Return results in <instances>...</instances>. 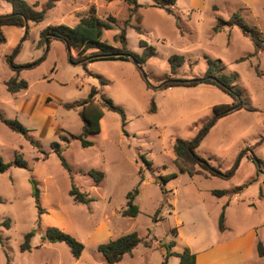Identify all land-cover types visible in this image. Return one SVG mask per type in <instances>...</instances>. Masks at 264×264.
I'll list each match as a JSON object with an SVG mask.
<instances>
[{"label":"rangeland","instance_id":"1","mask_svg":"<svg viewBox=\"0 0 264 264\" xmlns=\"http://www.w3.org/2000/svg\"><path fill=\"white\" fill-rule=\"evenodd\" d=\"M23 1L27 5L36 3L34 9L40 10L49 0ZM137 2L140 7L130 14L128 6L119 0H54L42 22H28L23 40V29L1 28L0 112L24 126L27 135L39 142L40 151L0 122V157L11 163L18 151L29 167L11 166L0 173V264H103L96 246L105 241H87L101 222L115 236L136 232L143 241L156 239L151 247L139 244L116 264H160L164 250L159 242H174L172 251L177 253L185 247L198 251L221 237H236L249 230L256 243L264 245V172L257 175V164L250 160L256 158L264 170V143L255 145L264 135V76L255 72L264 71V51L255 53L252 41L237 26L213 31L217 18L228 21L236 14L264 46V0H247L244 4L239 0H175L177 19L152 7L153 0ZM212 3L220 7L218 13L210 10ZM91 6L100 17L112 16L120 25L130 20L126 38L131 52L143 53L141 41L153 48V55L141 68L131 61L103 60L91 62L84 69L81 64L69 62L61 41L51 38L46 45L39 44L43 29L72 27ZM11 12V3L0 0V16ZM172 55L184 57L175 73H171L168 61ZM7 57L17 65L28 64L18 73V78L28 84L26 90L7 92L4 83L15 76ZM206 59L220 60L222 70L214 73L231 76L233 88L253 109L241 108L217 119L194 149L220 172H229L226 177L179 173L173 146L177 140L193 141L212 116V107L230 105L233 99L206 84L159 88L169 77L190 80L203 76L208 67ZM94 74L105 84L100 85ZM91 87L119 106L125 119L122 125L119 114L105 109L100 132L90 135L91 146L84 148L71 135L81 132L76 103ZM60 135L68 137L67 144L59 140ZM52 141L63 148L69 171L51 152ZM42 152L48 153L47 159H39ZM89 170L102 172L104 178L95 183ZM168 174L175 177L162 192L160 177ZM30 179L36 182L38 205ZM71 184L91 201L75 203L69 195ZM137 186L134 204L138 214L123 217L126 194ZM237 187H241L237 193L222 197L210 193ZM233 197L236 200H231ZM226 202L222 234L217 220ZM160 204V219L155 222L153 217ZM6 220L8 226L4 225ZM50 226L83 244L78 259L64 242L40 247L45 229ZM30 231L31 251L21 252L19 246ZM241 255L244 258L237 264H264L256 247ZM178 262L176 256L167 260V264Z\"/></svg>","mask_w":264,"mask_h":264},{"label":"trees","instance_id":"2","mask_svg":"<svg viewBox=\"0 0 264 264\" xmlns=\"http://www.w3.org/2000/svg\"><path fill=\"white\" fill-rule=\"evenodd\" d=\"M12 5V12L7 16L0 17V36L1 28L4 26L15 27L18 29H23L25 23L32 22L34 24L42 22L44 19L45 13L48 9L54 6L53 1H47L40 10H35L37 4L27 5L23 0H6ZM112 1V0H109ZM124 2L128 8L129 13H136L137 9L140 7L137 0H119ZM175 5V0H153L152 7L159 8L165 11L167 14L172 15L176 18V15L173 11ZM177 19V18H176ZM138 20V19H137ZM130 26V20L127 19L123 22L122 25L112 16L100 17L94 8L91 6L86 12H84L78 22L72 26L65 25H56L48 26L40 32L39 44L44 45L45 42H48L49 39L54 38L61 41L68 53V60L72 64H81L84 69L87 65L94 61H103V60H120V61H131L135 62V65L138 68H141L148 59L153 55V48L148 46L145 42H139L140 47L143 48V53L138 55L133 53L128 48V42L126 38V28ZM177 26V24H176ZM235 27L237 26L242 35L249 37L255 47V53L262 50L264 51V46L261 45L260 40L255 39L252 33L249 32L248 27L242 22V20L234 14L233 17L224 21L223 19L217 18L216 23L213 26V31H221L223 27ZM135 30L139 32V27L136 26ZM2 39V38H0ZM170 63L171 73H175L176 67L180 66L184 57L172 55L168 59ZM207 70L203 76L195 79L185 80L179 78H168L159 88H169L175 85H184V86H196L198 84H206L214 86L219 90L228 94L233 102L230 105H215L212 107V116L203 124L199 132L206 128L208 124L213 119L211 125L215 123L220 117L226 116L236 110L244 108L245 110H253L246 105L245 102L239 97L238 90H235L232 86V77L225 75H217L214 73V70L221 71V62L218 59L211 60L206 59ZM7 63L10 69L15 72V76L10 77L5 83L4 86L10 94H16L22 90L27 89V82L23 79H19L18 73L22 68H26L28 64L17 65L13 63L11 57H7ZM256 75L264 76V71H258L255 69ZM99 79V84L104 85L105 81L102 80L99 76L93 75ZM239 103V104H238ZM78 106V115L82 122L81 132L77 136H72L79 141L82 147L91 146V142L88 140V137L93 134H97L101 129V119L104 115V110H109L119 114L122 120V125H124V113L119 106L113 104V102L106 98L99 89L91 87L86 97L76 103ZM66 108L72 107L73 105H65ZM151 110H154V107H151ZM213 117V118H212ZM212 118V119H211ZM0 122H2L9 130L22 134L26 140L35 148L40 151V144L37 140L27 135L28 130L24 128L16 119H7L0 112ZM210 125V126H211ZM264 126V124H263ZM208 130V129H207ZM206 132L194 143L192 141L177 140L173 146L174 154V163L177 167L179 173L187 174L190 177L193 176H203L204 178L208 177H226L229 172H220L217 167H213L208 162V159L202 158L195 154L194 149L199 145L201 139L204 137ZM264 130V129H263ZM60 141H63L65 144L68 143V137L60 135ZM264 143V135L260 136L255 145H261ZM51 152L56 154L60 159L62 166L69 171V167L65 162L62 156L63 148L57 141H52ZM42 155L39 159H47L48 153L42 152ZM250 160L257 165V175L261 170V162L254 157H250ZM149 165V164H148ZM11 166L29 169L28 164L24 160L22 154L18 151H15L14 158L11 163H6L0 157V173L6 172ZM89 176L95 183H99L103 178L104 174L96 170H89ZM175 177L174 174H168L160 177L159 187L164 191V185L172 180ZM255 180V179H253ZM143 181V176L140 177L139 184ZM32 186V196L36 200V205H38V190L36 187V182L33 179H30ZM241 187L235 189H214L210 193L215 197H222L228 193H237ZM138 186L132 191L126 194V206L121 210V215L123 217H135L138 214V208L134 204L135 197L138 195ZM69 195L72 197L75 203H87L91 201L89 196L79 191L73 184L69 190ZM1 202V199H0ZM228 203L226 202L222 206V211L217 220V229L219 232L224 231V209L227 207ZM162 204L156 209L153 220L158 222L160 219L158 214L160 212ZM43 211L39 209L38 214H41ZM40 217H37L36 223L38 224ZM5 226H8L9 223L6 220L4 222ZM33 235V231L25 234L23 242L19 246L21 252L30 251L31 246L29 244L30 238ZM43 240L48 243L64 242L70 252L72 253L75 259H78L83 250V244L76 240L71 235L64 233L56 227H47L45 229ZM156 240V239H154ZM139 244L144 245L145 247H151L152 242L142 240L136 232H129L127 234L118 236L114 239L108 240L107 242L97 245L96 250L103 256V264H116L120 262L124 255L130 254L132 250L137 247ZM159 247L163 248V259L160 264H167V260L170 256L178 257V264H195V255L187 248H183L180 253L172 251L174 247V242L164 244L162 242L158 243ZM256 254L264 258V245L261 242L256 244Z\"/></svg>","mask_w":264,"mask_h":264},{"label":"crops","instance_id":"3","mask_svg":"<svg viewBox=\"0 0 264 264\" xmlns=\"http://www.w3.org/2000/svg\"><path fill=\"white\" fill-rule=\"evenodd\" d=\"M239 1V3L244 4L247 0ZM209 7L210 10L214 13H218L220 11V7L216 3H212ZM231 200H236V198L233 197ZM116 237L118 236L112 234L111 230L108 227L106 228L105 224L101 222L91 233L87 241L93 244H98L99 242H107L108 240L114 239ZM40 243V247L46 246L47 248L50 244L44 240H41ZM155 243L156 241L154 240L151 246ZM255 244L257 243L255 236L253 235V231L249 230L236 237L228 235H226V237H221L217 239L216 242L212 244L209 248H201L198 251H191L195 255V264H237L244 258V255H241V253L245 250L249 251L252 248L256 247ZM159 248L162 249L161 247Z\"/></svg>","mask_w":264,"mask_h":264},{"label":"water","instance_id":"4","mask_svg":"<svg viewBox=\"0 0 264 264\" xmlns=\"http://www.w3.org/2000/svg\"><path fill=\"white\" fill-rule=\"evenodd\" d=\"M3 16H7V15H2L0 17H3ZM27 28H28V25L27 23H25L24 25V28H23V38L22 40L25 38V35L27 33ZM47 42H45V45H46ZM135 64V62H133ZM213 122V119L211 120V122L208 124V126L206 128H204L198 135L197 137L192 141V143L196 142L205 132L206 130L208 129V127L211 125V123Z\"/></svg>","mask_w":264,"mask_h":264}]
</instances>
